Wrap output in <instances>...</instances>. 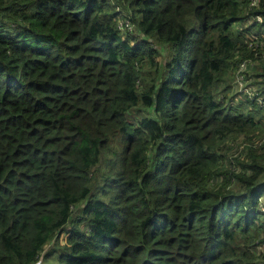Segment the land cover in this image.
Masks as SVG:
<instances>
[{
  "label": "trees",
  "instance_id": "16d2710c",
  "mask_svg": "<svg viewBox=\"0 0 264 264\" xmlns=\"http://www.w3.org/2000/svg\"><path fill=\"white\" fill-rule=\"evenodd\" d=\"M250 2L0 0V264L264 262Z\"/></svg>",
  "mask_w": 264,
  "mask_h": 264
},
{
  "label": "rangeland",
  "instance_id": "374dc122",
  "mask_svg": "<svg viewBox=\"0 0 264 264\" xmlns=\"http://www.w3.org/2000/svg\"><path fill=\"white\" fill-rule=\"evenodd\" d=\"M119 21H122L121 19L122 18H120L119 17ZM123 20H127V19H123ZM250 21V20H249ZM257 21H259V19H257ZM247 22H248V20H247ZM129 24V27H130V23H128ZM129 27H125V28H129ZM121 29H123V27H121ZM163 55H165V51L164 50H162L161 49V54H160V56H163ZM160 56H158L157 58H160ZM261 57H264V56H261ZM241 62H244V65L243 66H241V69H239V65L234 69V71H233V75H234V73L237 71V70H240L241 72H243L244 73V76H243V74H242V78H243V81H239V80H237L236 78L232 81V79L231 78H229V80H231L230 82H229V85H230V87H229V89H228V93L226 92V97H228L229 95H232V93H234L235 91V89H242V88H244L245 86L247 87V89H248V86H251L250 88L251 89H257L258 88V86L261 84V83H259V82H263V80H264V75H258V74H261V73H263L264 72V70H262V68L260 67L261 66V63H260V61L259 60H257V59H245V60H243V61H241ZM240 63V62H239ZM256 68V69H255ZM227 91V90H226ZM229 97H231V96H229ZM236 97H238L237 95L234 97V96H232L231 98H230V100L232 101V103H235V102H238V101H240V100H238L239 98H236ZM225 100H226V98H225ZM225 100H223L224 101V103H226V101ZM261 133V132H260ZM259 136V137H258ZM261 137V139H263L264 138V132H262L261 134H258L256 137H254L253 138V140L254 139H258V138H260ZM234 144H237V147H240L242 144H244L243 143V139L242 138H237L236 140H235V142H234ZM259 205H261V208L264 210V194L262 195V197L260 198V201H259ZM257 239H255V241H254V244L255 245H253L254 247H253V249L254 250H256V252L258 251L259 252V250L260 249H263V246H262V244L261 243H258V241H256ZM63 242V239H60L59 240V244L60 243H62ZM54 245V243L53 242H49L48 244H45L44 245V247H43V250L40 252V254H41V257L40 258H38V261L36 262V264H52L53 263V261L55 262V260H52V258L51 257H49L48 259H45L46 257H44V253L46 252V251H48L52 246ZM43 255V256H42ZM47 256V255H46ZM50 256V255H49ZM54 259V258H53ZM256 264H264V262H262V261H257L256 262Z\"/></svg>",
  "mask_w": 264,
  "mask_h": 264
},
{
  "label": "built area",
  "instance_id": "2783aa9c",
  "mask_svg": "<svg viewBox=\"0 0 264 264\" xmlns=\"http://www.w3.org/2000/svg\"><path fill=\"white\" fill-rule=\"evenodd\" d=\"M254 1L255 0H251V4H253L254 3ZM129 22L127 21V20H123V21H119L118 22V26H119V28H121V27H129V24H128ZM239 69H241V66H243L244 65V62H240L239 64ZM241 71L240 70H237L236 71V79L237 80H239V81H242L243 80V78H242V72L240 73ZM241 90H245V87L244 88H242Z\"/></svg>",
  "mask_w": 264,
  "mask_h": 264
}]
</instances>
